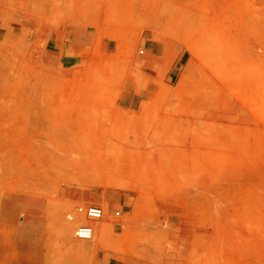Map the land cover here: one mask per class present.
Listing matches in <instances>:
<instances>
[{
  "label": "rangeland",
  "instance_id": "rangeland-1",
  "mask_svg": "<svg viewBox=\"0 0 264 264\" xmlns=\"http://www.w3.org/2000/svg\"><path fill=\"white\" fill-rule=\"evenodd\" d=\"M4 200L0 264H264V0H0Z\"/></svg>",
  "mask_w": 264,
  "mask_h": 264
},
{
  "label": "crops",
  "instance_id": "crops-1",
  "mask_svg": "<svg viewBox=\"0 0 264 264\" xmlns=\"http://www.w3.org/2000/svg\"><path fill=\"white\" fill-rule=\"evenodd\" d=\"M81 37H77L73 42L72 41H62L61 43H58L57 41H53L54 48H57L56 51L58 53L59 62L63 65L64 68H72L76 66L80 60L82 55H79L83 49V47L86 45L81 39ZM73 50L74 54H70L69 52ZM15 202L13 200H4L3 205L1 206L0 211V218L2 219V231L0 234V239L3 241L6 239L7 233L6 230L9 229L10 225L14 224V221L17 220L16 218H20V221L22 224L25 223H32V213L30 209H32V206L29 205H19V206H10L11 204H14ZM21 215V216H20ZM24 215V216H23ZM27 217H26V216ZM26 217V218H25ZM32 225H28L27 227H20V233H19V239L24 241V243H27L31 241L32 233H30L29 230ZM35 231L40 232V228L34 227ZM42 233V232H41ZM36 240H43L42 236L36 237ZM27 248H36V247H28ZM0 254L2 256L7 254V248L2 246L0 248Z\"/></svg>",
  "mask_w": 264,
  "mask_h": 264
},
{
  "label": "bare ground",
  "instance_id": "bare-ground-1",
  "mask_svg": "<svg viewBox=\"0 0 264 264\" xmlns=\"http://www.w3.org/2000/svg\"><path fill=\"white\" fill-rule=\"evenodd\" d=\"M220 63V62H219ZM258 69V68H257ZM262 74V73H261ZM259 79V78H258ZM224 129V128H223ZM223 132V131H222ZM90 206H94V205H90ZM90 206H82V207H80V206H78V207H76L73 211H71V212H69L68 213V215H67V220L69 221V222H76L77 220H76V218H77V216H78V218H81L80 219V222L82 223V224H80V225H78L77 227H75V231H74V235L76 236V233H77V231L80 229V228H82V227H84V226H89L91 229H92V231H93V236H94V234H95V231L94 230H97V229H103V230H106V229H108V230H110L111 228H113V226H114V223H111V221H107V220H105V222H100V220H98V221H96V222H94L95 220H91V219H89V217L87 216V214H86V209H87V207H90ZM96 206V205H95ZM105 206V205H104ZM99 207V206H98ZM104 208V207H103ZM105 211V210H104ZM107 212V211H106ZM104 217V216H103ZM93 236H92V238H93ZM76 238V237H75ZM76 239H78V238H76ZM78 240H80V241H90V240H92V239H90V240H82V239H78Z\"/></svg>",
  "mask_w": 264,
  "mask_h": 264
},
{
  "label": "built area",
  "instance_id": "built-area-1",
  "mask_svg": "<svg viewBox=\"0 0 264 264\" xmlns=\"http://www.w3.org/2000/svg\"><path fill=\"white\" fill-rule=\"evenodd\" d=\"M86 214L91 220L98 221L103 218L104 210L101 206H90L86 209ZM93 231L89 226H84L80 228L76 233V238L82 240H90L92 239Z\"/></svg>",
  "mask_w": 264,
  "mask_h": 264
}]
</instances>
